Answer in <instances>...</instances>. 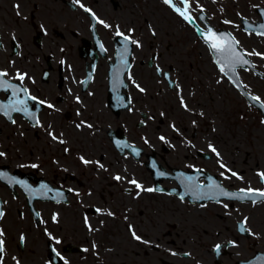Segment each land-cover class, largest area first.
Masks as SVG:
<instances>
[{"label": "flooded vegetation", "instance_id": "1", "mask_svg": "<svg viewBox=\"0 0 264 264\" xmlns=\"http://www.w3.org/2000/svg\"><path fill=\"white\" fill-rule=\"evenodd\" d=\"M188 15L163 0H0V79L27 89L0 87V264H264V218L248 213L264 198L239 195L264 191V166L201 130L194 106L210 84L199 59L264 103V0H188ZM209 29L251 62L237 81ZM215 185L234 195L207 198Z\"/></svg>", "mask_w": 264, "mask_h": 264}, {"label": "rangeland", "instance_id": "2", "mask_svg": "<svg viewBox=\"0 0 264 264\" xmlns=\"http://www.w3.org/2000/svg\"><path fill=\"white\" fill-rule=\"evenodd\" d=\"M189 32L184 31V55L190 54L192 45H187ZM188 46V47H187ZM190 48V49H189ZM190 57H185V62H190ZM205 59H199V65L195 62V67H209V86L200 85L205 88L201 98L198 97L194 106L196 109V119L201 130L209 133H216L217 136L224 135L228 141L230 151L242 150L249 154L251 163L258 162L264 166V120L258 111L249 105H245L235 95L234 91H229L223 77L211 65H204ZM257 83V81H255ZM250 88L255 84L248 83ZM256 86V85H255ZM211 87V88H210ZM199 88V87H198ZM259 91L264 97V84H258ZM205 125L207 127H205ZM217 145L221 143L217 140ZM251 218H264V206L258 209L248 208Z\"/></svg>", "mask_w": 264, "mask_h": 264}, {"label": "snow or ice", "instance_id": "3", "mask_svg": "<svg viewBox=\"0 0 264 264\" xmlns=\"http://www.w3.org/2000/svg\"><path fill=\"white\" fill-rule=\"evenodd\" d=\"M76 2L79 3V0H76ZM163 2L167 5L173 6L174 10L176 12H178L185 20L189 21L190 23H194L193 18L190 15H188V0H183L184 5H185V7L183 9L175 7L173 0H163ZM80 6L84 7V5H82V4ZM85 10L91 12L90 9H85ZM92 15L95 18V14L92 13ZM98 22L101 24H105V22L102 20H98ZM105 27H108V25L105 24ZM259 27H260L261 31L258 34L264 35V24L260 25ZM116 35L122 36L126 42H130L132 44H138V42L136 40L130 39L129 36H125L123 33L119 32V31H117ZM204 39L210 43L211 48L213 50H215L217 53H227L228 54V57H229L228 63L226 65L224 63H221V68H220L221 72H225V68L227 67L228 72L234 74L237 66H243V65L249 64V61L244 59V54H242L236 50V46H238L239 42L234 41L233 38H230L227 36H219L214 31L209 29L208 32L206 34H204ZM126 51H127V49H125V52ZM252 54L262 55L260 53H249L248 55H252ZM121 63L124 64L125 66L127 64V61L124 59L123 56L121 57ZM6 75H7V73L0 72V78L4 77ZM17 76H18L20 81H23L25 78L24 75H21L19 73L17 74ZM0 87L11 88L13 90L14 96L21 90H23L24 92H27V89H21L17 86L11 85L3 79H0ZM137 87H139V86L137 85ZM140 91H144V89L141 88ZM29 98L32 100H36V97H29ZM250 99L254 102H259L260 97L250 96ZM181 102L183 103V100ZM19 103L20 104H26V100L19 101ZM40 103L43 104L44 101H40ZM48 107H52V105H48ZM185 107H187V106L185 105ZM261 107H264V104H262ZM15 110L24 111L29 116H32L34 118V114L28 112L26 107L22 108V109L18 108ZM13 122H15V121H13ZM36 123H39V121L37 120ZM89 127H91V126L89 125ZM50 135H51V133H50ZM53 139H56V137L54 135H53ZM161 139H163V137H161ZM60 142L63 143V141H60ZM212 151L216 152V149L212 148ZM2 155H3V153H0V156H2ZM217 155H219V153H217ZM84 163L87 164V163H89V161L85 160ZM33 167H35V165ZM101 167H102V165H101ZM221 167H224V165H221ZM232 175L235 176L236 173H232ZM260 175H261V178L264 179V173H261ZM116 179H120V177L118 176V177H116ZM187 179L189 181L190 187H192V188H199L200 187L199 185H193L191 183V181H192L191 177H188ZM131 183L136 184L138 188H142V186L139 185L135 180L131 181ZM146 191L151 192V191H155V189L150 188V189H146ZM204 195H206L207 198L213 199L219 195L230 196V195H234V194L223 192L220 190L219 185H215V191L214 192L205 193ZM239 195H240L241 199H250L251 198V199H253V202H255L256 197L264 198V191L251 190V189H249L247 191L241 190V193ZM225 207H227V205H225ZM2 216H3V212L0 211V217H2ZM244 223H246V221ZM240 230L243 232V231H246L247 229L244 227L243 224H241ZM0 235H3V233L0 232ZM132 235L136 240H141V237L137 236L134 230L132 231ZM3 244H4L3 240H0V254H2L4 251ZM220 247H221L220 245H216V250L219 251Z\"/></svg>", "mask_w": 264, "mask_h": 264}, {"label": "water", "instance_id": "4", "mask_svg": "<svg viewBox=\"0 0 264 264\" xmlns=\"http://www.w3.org/2000/svg\"><path fill=\"white\" fill-rule=\"evenodd\" d=\"M221 63H223V62H221Z\"/></svg>", "mask_w": 264, "mask_h": 264}]
</instances>
